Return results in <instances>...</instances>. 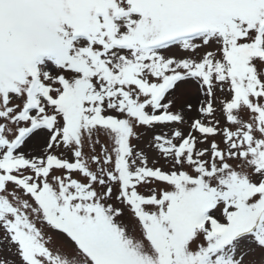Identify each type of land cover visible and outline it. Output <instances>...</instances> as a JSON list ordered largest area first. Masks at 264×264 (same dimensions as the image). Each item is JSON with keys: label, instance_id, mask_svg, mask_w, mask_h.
I'll return each instance as SVG.
<instances>
[{"label": "snow or ice", "instance_id": "snow-or-ice-1", "mask_svg": "<svg viewBox=\"0 0 264 264\" xmlns=\"http://www.w3.org/2000/svg\"><path fill=\"white\" fill-rule=\"evenodd\" d=\"M0 264H264V0H0Z\"/></svg>", "mask_w": 264, "mask_h": 264}, {"label": "rangeland", "instance_id": "rangeland-1", "mask_svg": "<svg viewBox=\"0 0 264 264\" xmlns=\"http://www.w3.org/2000/svg\"><path fill=\"white\" fill-rule=\"evenodd\" d=\"M138 131H143L142 129H138ZM165 132H168L169 129L165 128L164 129ZM185 132H187V127H185L184 129ZM102 142L105 143L108 147H111V142L106 138V137H102ZM132 144L133 145H142V141H138L137 139H133L132 140ZM144 147H146V145H143ZM202 147L207 146V145H201ZM157 166H160L159 164ZM141 191H144L143 188L140 189ZM38 227H41L42 230L44 231L46 238L47 236H54L57 239H60V236L57 232H54L50 227H48L45 223H43L42 221H37ZM54 246V245H53Z\"/></svg>", "mask_w": 264, "mask_h": 264}]
</instances>
